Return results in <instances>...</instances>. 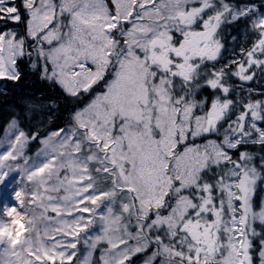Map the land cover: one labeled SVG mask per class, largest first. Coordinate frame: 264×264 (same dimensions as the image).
<instances>
[{
	"label": "snow or ice",
	"instance_id": "snow-or-ice-1",
	"mask_svg": "<svg viewBox=\"0 0 264 264\" xmlns=\"http://www.w3.org/2000/svg\"><path fill=\"white\" fill-rule=\"evenodd\" d=\"M0 264H264V0H0Z\"/></svg>",
	"mask_w": 264,
	"mask_h": 264
}]
</instances>
